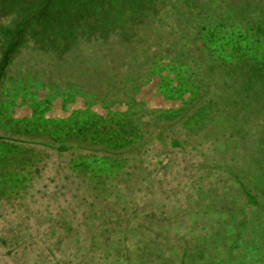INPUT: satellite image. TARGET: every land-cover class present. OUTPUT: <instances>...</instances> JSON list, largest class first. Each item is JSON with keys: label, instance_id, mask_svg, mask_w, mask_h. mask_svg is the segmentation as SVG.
<instances>
[{"label": "rangeland", "instance_id": "374dc122", "mask_svg": "<svg viewBox=\"0 0 264 264\" xmlns=\"http://www.w3.org/2000/svg\"><path fill=\"white\" fill-rule=\"evenodd\" d=\"M83 1H57L56 4L61 6L57 12L50 13L46 27L40 28L37 24V37L33 34L34 30L27 29L19 40L15 26L20 19L16 18L14 35L10 38L14 36V40L17 39L16 46L22 48L16 58L20 59L16 62L17 69L22 73L25 66L36 69L34 60L38 59L34 57L43 58L45 61H42V65L46 67V59L52 58L51 54H46L49 48L46 45L52 41L54 31L60 25H64L61 29L66 42H79L85 23L98 28L106 27L107 33L115 31L124 35L132 32V42L119 36L120 49L127 51L122 54L125 60L121 58L116 72L123 83L131 86L127 98L121 92L118 97L123 95L124 101L117 100L109 105L101 101L90 104L84 95L70 99V93L47 100L46 95L52 87L44 85L37 88L31 83L27 89L24 86L27 82L20 76L18 80L22 79L25 84L17 87L19 89L14 93L9 114L12 118L22 120L28 117L63 120L61 134L58 131L47 132L52 136H61L65 131L75 133L76 128L85 124V117L92 114L99 123L95 130L80 132L83 139H100L104 141L103 144L112 145L138 136V127H134L131 120L138 116L134 111L129 116L128 108L140 107L143 111L141 114H145L143 118L140 116L139 131L142 138L137 146H127L121 150L84 143L82 149L71 144L64 145L58 151L56 145L48 141L27 140L22 145L29 150L8 153L0 160V165L8 164L4 165L9 169L7 174L15 176L11 180L0 179V236L11 239L6 245L9 252L0 250V264H46L51 258L65 264L66 256L77 254L79 233L81 241H91L94 228L103 219L102 212L107 211L111 220L116 207L125 203L122 194L129 189L134 190V199L138 204L148 203L149 209L164 210L172 220V227H179L176 222V212L179 211L188 227L191 222L198 221L196 225L201 229H215L210 217L216 208L205 194L210 190L208 183L203 181L199 186L207 174L197 167V161L202 160L201 168L205 166V158L198 156L206 155L211 150V145H201L202 140L209 136L210 127L206 125L195 133L185 130L195 127L196 122L191 117L187 119L191 122L185 124V129L179 130L176 125L182 121L183 112L174 114L181 109L179 107L185 99L192 97L198 85L204 81L208 83L209 80L199 74L201 62L210 64L227 56V59L232 57L231 61L237 60L240 69L238 57L244 50L252 48L251 44H256L254 34L259 31L246 28L257 20L262 22L261 30L264 32V0H87V5ZM24 2V12L34 11L42 5L41 0ZM139 4L150 9L147 11L137 6ZM74 23L80 24L79 31L71 29ZM217 23L223 26L217 27ZM245 29L246 37H243ZM78 47H81L82 52L84 45L79 42ZM26 55L31 56L27 63L24 62ZM189 82L194 85L188 86ZM119 90L122 88H117ZM102 93L109 95L107 91ZM85 110H89L88 115H84ZM222 111L224 114L225 110ZM171 115L172 118L167 119ZM227 116L225 113L219 123L225 121ZM123 129L135 133L131 137L127 133L119 134ZM116 131V138L111 140ZM158 134H161L163 143L154 138ZM224 140L228 141L229 138ZM178 146L182 149L175 148ZM198 146L197 150L194 149ZM132 149L138 152V157L135 151L129 153ZM80 153H100L107 158L103 160V157ZM133 161L136 164L132 175L135 178L141 176V180L133 182V178L131 182H125V175L130 173ZM184 161L191 166L187 172L181 169L179 175H176V171L167 176L161 173L168 162L170 165L167 168H170ZM110 165L114 169H110ZM34 168L39 170L37 174L33 173ZM155 175L161 184L160 188L148 185V180L143 179ZM211 177L215 178V175ZM145 209L143 206L139 210L144 212ZM137 214L143 218L145 212ZM55 226L62 230L58 240H54L50 233ZM79 230L81 232L78 233ZM173 234L177 235V232L174 230ZM48 236L53 243L46 248ZM252 241H249L251 250L241 251L243 257L249 259L251 264H264L259 242ZM256 254L259 257H255ZM108 255L107 250L101 249L98 255L89 258L94 264H108Z\"/></svg>", "mask_w": 264, "mask_h": 264}, {"label": "trees", "instance_id": "16d2710c", "mask_svg": "<svg viewBox=\"0 0 264 264\" xmlns=\"http://www.w3.org/2000/svg\"><path fill=\"white\" fill-rule=\"evenodd\" d=\"M24 1L0 0V160H3L8 153L15 151L20 153L22 149L29 150L30 148L22 145L27 140L48 141L50 144H55L58 151L64 145L71 144L82 149L84 143L93 144L99 148L108 146L120 148L119 150L127 146H137L142 138L139 131L140 116L143 118L145 115L141 114L143 111L140 107L128 108L129 116L133 111L138 116L131 119L133 126L138 127V136L112 143V145L103 144L104 141L100 139H83L81 133L95 130L99 123L92 114L85 117V124L83 127L76 128L75 133L65 131L61 136L48 135L47 132L58 131L59 133L61 126L64 125L63 120L37 119L36 117L22 120L11 117L9 112L14 102V93L19 89L18 86L25 84L24 81L27 82L24 85L27 89L31 83H34L37 88H42L44 85L52 87L50 93L46 95L47 100L58 95L68 96L70 93L68 96L70 99L77 95H84L86 102L90 104L99 101L105 105L113 104L117 100H123V95L127 98L128 92L132 90L128 83H123L119 79L116 72L121 58L125 60L122 54L127 51L120 49L119 36H124L125 40L131 41L134 33L131 30L130 34L124 35L115 31L107 33L106 27L98 28L89 23L82 25L84 30L79 40L84 45L82 52L77 40L73 42L63 40L65 36L61 28L64 25H60L61 27L54 31L52 41L47 42L46 46L49 48L46 54H51L52 58L46 59V67L42 65V61H45L43 58L34 57L38 59H33L36 61L34 64L36 69L31 70L25 66L24 72H20L16 64L20 59L16 58L22 48L16 46L17 39L14 40V36L10 38L14 35V21L16 18L20 19L19 22L16 21L18 23L15 26L19 40L27 29L34 30L33 34L37 37L36 29H39L36 28L37 24L40 28H45L46 19L48 20L50 13L57 12L61 6L56 4L59 0H41L42 5L38 9L24 12L22 11ZM83 2L85 5L88 3L87 0ZM137 6L147 11L150 9L149 6L143 7L142 4ZM31 10H33L32 7ZM261 23L254 20L246 28L259 31L254 34L256 44H251L252 48L244 50L239 55L240 69L237 67V60L231 61L232 57L227 59V56L219 60L216 57L218 61L208 63L209 65L201 62L199 74L203 78L206 77L209 80L208 83L204 81L198 85L191 94L192 97L185 99L179 107L181 109L174 114L183 112L182 121L176 125L179 130L185 129V124L191 122V117L196 122L195 127H188L185 130L195 133L199 129L201 131L206 125L210 127L208 130L210 134L202 140L201 145L204 143L211 145V150L206 155L198 156L205 158V166L201 168L202 160L197 161V167L199 171L204 170L207 174V178L202 180L199 186L203 181L208 183L210 190L205 194L209 196L213 207L216 208L210 217L215 229H201L196 225L198 221L191 222L188 227L179 211L176 212L178 218L176 222L179 227H172V220L164 210L149 209L148 203L138 204V201L134 199V190L129 189L122 194L125 203L121 207L119 205L116 207L115 216L111 220L107 211L102 212L103 219L94 228V235L90 237L91 241L86 239L81 241L79 233L81 231H78L77 254L66 256L65 264H94L89 257L98 255L101 249L108 251V264H251V261L242 254L244 250L245 252L251 250L250 240L259 242L260 255L264 256V32L261 30ZM221 25L222 23L216 24L217 27ZM72 26L73 30L79 31L81 28L80 24L74 23ZM246 29L243 37H246ZM70 45L72 46L69 47ZM244 47L246 46H242ZM57 49L58 51L54 52ZM30 58L31 56L26 55L24 62L27 63ZM20 76L25 80H18ZM189 83L188 86L194 85L192 82ZM117 88L122 90L117 91ZM106 91L109 95L102 93ZM121 92L122 97H118ZM173 93H176V90H173ZM222 110H225L228 116L225 121L219 123L220 118L225 114ZM80 112L75 111V113ZM88 113L89 110L84 111V115ZM219 114H221L220 117ZM188 118L190 119L187 121ZM128 131L123 129L119 134L127 133L131 137L135 133L132 130ZM116 136L117 131L111 140H114ZM154 138L163 143L161 134ZM225 138L229 140L225 141ZM175 148L182 149L179 146ZM198 148L199 146L194 149ZM133 149L129 153H133L135 151ZM135 153L138 157V152L135 151ZM40 154H42L41 151ZM80 154L103 157V160L107 158L100 153ZM66 164L69 165V163ZM135 164L134 162L130 173H126L125 182H131L133 178V182L141 180V176L135 178V175H132ZM4 165L8 164L0 165V179L11 180L15 176L7 174L9 169ZM169 165V162L164 165L161 172L163 176L175 171L176 175H179L181 169L187 172L191 167L185 161L181 165L167 168ZM107 166H109L108 163ZM110 169L114 167L110 165ZM38 171L34 168L33 173L37 174ZM213 175L215 178L211 177ZM143 179L148 180V185L161 187L157 175L152 178L146 176ZM143 206L146 209L142 218L137 212L144 213L139 210ZM51 229L53 239L58 240L62 235L61 227L55 226ZM170 229H174L177 235H174V230ZM47 238L46 248L53 243L49 236ZM10 240L0 236V250L9 252L6 245ZM255 257H259V254ZM46 264L62 263L51 258L46 261ZM96 264L99 263L96 262Z\"/></svg>", "mask_w": 264, "mask_h": 264}]
</instances>
